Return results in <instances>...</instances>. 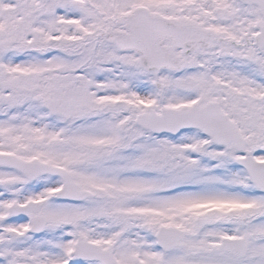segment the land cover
Segmentation results:
<instances>
[{"label": "snow or ice", "instance_id": "1", "mask_svg": "<svg viewBox=\"0 0 264 264\" xmlns=\"http://www.w3.org/2000/svg\"><path fill=\"white\" fill-rule=\"evenodd\" d=\"M0 264H264V0H0Z\"/></svg>", "mask_w": 264, "mask_h": 264}]
</instances>
